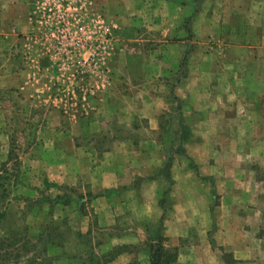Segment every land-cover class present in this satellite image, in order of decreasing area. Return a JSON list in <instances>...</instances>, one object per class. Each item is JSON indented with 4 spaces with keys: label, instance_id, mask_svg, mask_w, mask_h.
<instances>
[{
    "label": "rangeland",
    "instance_id": "1",
    "mask_svg": "<svg viewBox=\"0 0 264 264\" xmlns=\"http://www.w3.org/2000/svg\"><path fill=\"white\" fill-rule=\"evenodd\" d=\"M244 1L249 0L204 1L195 27L196 33L192 37L199 41V59L206 53L221 56L228 46L239 47L245 52L246 48L252 49V46L259 45L254 41L241 42L240 38H264L263 22L254 17L252 21L240 17L239 14L244 15L245 11H240L234 20L227 17L230 13L229 6L243 4ZM61 2L62 0H35L33 9L38 6V11L32 12L31 18L37 20L34 23L38 25V30L28 28L25 38H21L15 45L11 40L0 47V66H4L0 69L3 71L1 77L4 78L0 85V129L4 128V136L0 139V155L5 158L0 163V196L6 190V198H0V212L7 206L9 213V220L0 224V240L9 238L8 229L16 223L22 234L25 232L32 243L38 244L28 252L22 250L19 257L14 255L7 258L4 264H34L31 263L33 258L35 264H102L105 254L122 245L130 246L126 252L131 260L127 264H150L147 247L148 242L155 239L156 224L143 218L145 215L141 206L153 205L151 190L139 194L142 198L139 203L136 195L128 196L124 191L111 195L113 189L93 188V173L73 176L71 182L61 184L51 179L58 175L55 167L45 163L43 158L38 163L30 164L29 160L33 158L29 152L43 139L41 135L46 130L43 127L48 123H61L64 118V125L69 124L70 130L77 134L81 127H86L83 124L87 123L91 131L72 138L82 155L78 154L77 159H89L88 164L99 165L116 144L131 146L133 143L138 149L143 146L147 153L150 152L151 165L156 162V166H161L158 170L161 176L158 179L163 180L159 194L162 197L164 189H169L174 182L172 172L175 162L179 177L188 168H197L190 162L188 154L189 151L195 152L204 140L195 137L194 133L190 137L198 128L195 123L192 127L189 125L191 129L184 124L185 120L187 122L192 117L184 115L185 107H181V99L177 106L162 108L158 117L159 128L152 130L143 117L151 109L147 108V103L140 95L141 80H129L114 71L117 65V47L120 45L116 40L119 25H113L115 23L106 18L103 11L98 19L91 0H68L64 2L66 10L58 7ZM262 13L259 11L255 14ZM206 14L214 18L212 22L206 21ZM57 29L66 30L68 38L60 37L59 33L57 36L52 35ZM143 29L146 33L145 28ZM260 45L264 51V42ZM139 47L142 48L141 41L131 40L130 50ZM161 47L158 46L161 54L170 50L167 44L164 45V50ZM148 55L150 54L147 52L142 61H130L132 64L142 65L143 62L148 65L151 63ZM154 61L158 65H169L163 58ZM21 68L26 72L22 78L23 83L30 80L28 83L33 84L32 96L29 93L23 96L11 88L19 83L17 74ZM143 77L150 83V90L144 94L151 97V101H159L163 92V87L160 88L159 85L164 84V77ZM173 81L174 79H168L167 85ZM105 101L112 108L104 106ZM242 125L230 123L228 138L206 140L210 150L224 152V158L229 160V171L219 172L215 195L211 191L210 181H206V191L193 187L199 194L196 206L199 218L187 220L191 225L193 222L197 223L195 232H190L189 240L198 244L210 243V231L217 249L221 243L232 246L240 240L243 245L252 246L246 252L245 264H264V166L255 161L258 160L255 154L264 149V139L259 147L255 146L256 140L244 138V133L240 130ZM233 126L235 129L238 127L237 132L233 131ZM125 149L127 148L118 149L113 160L122 165L121 172L130 178L131 171L127 161L131 163L132 159L131 154L124 153ZM84 150L92 154L84 155ZM183 150L185 154L181 153ZM150 159L147 161L144 157V164L146 160L148 165ZM72 161L71 158V165H75ZM168 164L170 179L166 176ZM51 168L54 170H50ZM138 178L152 177L138 176L136 180ZM165 192L168 193V190ZM173 195L171 192L172 199ZM102 196L105 199L95 201ZM224 197H228V201ZM238 197L243 200L239 207ZM206 198L208 204L205 203ZM167 205L175 206V200ZM177 205L186 213L190 208L184 202ZM207 211L214 217L204 220L203 214ZM233 211L239 213L238 217L229 219L234 233L225 234L227 229L219 232L227 222L225 217L228 218V214L232 215ZM203 224L209 228L205 235L202 234L205 227ZM19 233L14 235L17 239L21 237ZM40 233H53L52 237L60 244L50 246L44 254L42 251L46 243H38L35 237ZM134 239L136 240L132 241ZM12 250L13 247L10 248ZM217 252L214 257L220 258L225 264H238L232 258L234 253L225 250ZM93 256H96V261L92 259ZM169 259H172L169 264H175L171 255Z\"/></svg>",
    "mask_w": 264,
    "mask_h": 264
},
{
    "label": "crops",
    "instance_id": "2",
    "mask_svg": "<svg viewBox=\"0 0 264 264\" xmlns=\"http://www.w3.org/2000/svg\"><path fill=\"white\" fill-rule=\"evenodd\" d=\"M34 1L0 0V47L5 46L7 42L10 43L11 40H13L15 45L21 38H25L28 28L35 31L38 30V25L34 23L37 20L31 18V13H37L38 11V6L33 9ZM204 1L91 0L98 19L101 18V12L103 11L104 16L115 23L113 25H119V29H116V40L120 45L117 47L115 57L117 65L114 71L117 75H123L129 80L130 78L137 81L141 80L142 93L140 95L147 103V108L151 109L143 117L147 119L146 121L150 124V128L152 130L159 128L158 117L162 108H167L170 105L177 106L178 100L181 99V107H185L184 115L188 114L192 117L187 122L185 120L184 124L192 127V124L195 123L198 128L192 132L190 137L195 134V137H200L204 140L195 152L189 151L188 154L190 155V162L194 163L197 168H188L179 177L177 176V164L175 162L172 172L174 182L168 187L169 189H164L163 195L160 197L163 180L158 179V176H161L158 170L161 166L159 167L160 164L156 166V162L153 166L151 165L150 152L147 153L143 146L138 149L133 143L131 146L129 144L126 146L116 144L113 149L107 152V156L102 160L101 164L90 165L88 164L89 159H77L79 149H77V145L72 139L75 135L90 132L89 124H83L86 127L84 129L81 127L77 134V132H73L74 130H70L69 124L64 125L62 122L64 118L61 119V123L50 122L43 127L46 129L44 130L45 134L41 135L43 139L30 150L29 154L33 160H29V163H38L43 158L45 163L55 167V171L58 172V175L51 179H55L61 184L71 182L70 180L73 176L79 177L84 173H93V188L113 189V191L111 190V195H118L124 191L128 196L136 195L139 198V203L142 202L139 194L143 191L151 190L153 205L141 206L142 213L145 215L143 218L149 219L152 221L151 223L156 224L154 227L159 226L162 221L161 230L165 237V253L174 256L175 264H225L220 258L214 257L218 250L234 253L232 256L233 260H236L238 264H245L247 260L246 252L250 251L252 246L243 245L238 240L232 246L231 244L221 243L217 249L215 239L211 236V231L209 233L210 243L198 244L192 242L191 239L189 240L190 232L192 233L193 230L195 232L194 227L197 223L193 222L191 225V223H187V220L199 218L196 209L199 194L193 187L206 191L204 186L207 184L206 181H210L211 191L215 195L217 189L216 180L220 178L219 172L229 171V160L224 158V152L218 149L210 150L206 140L210 138L219 140L228 138L229 129L231 131V127L229 128L230 123L243 124V127L240 126V130L244 133V138L256 140L257 143L254 145L257 147L260 146L261 141L264 139V51L260 45L264 42V38H240L241 42L254 41L253 43L259 44L252 46V49L246 48L245 52L240 50L239 47L228 46L227 51L221 56L206 53L199 59L197 54L199 41L198 38L192 37L196 33L195 27L202 12ZM229 8L230 13L227 17L230 20H234L240 11H245L244 15L240 13L239 16L249 18L251 21L254 18H258L259 21L264 23V14L262 13L264 12L263 0L244 1L243 4L231 5ZM259 11L262 14L256 15L255 13ZM213 19L212 16L206 14V21L212 22ZM143 28H145L146 33H144ZM16 38L18 39L16 40ZM222 39L228 40V38ZM131 40L134 42L141 41L142 48L130 50L129 44ZM165 44L170 50L161 54L162 51L159 52L158 46L161 45L164 50ZM144 52L150 54L147 57L151 60V63L148 65H144L143 62L142 65L132 64L130 59L142 61L146 56ZM14 56H16V53ZM157 58H163V61L165 63L168 62L169 65L164 63L158 65L157 61H154ZM185 58L186 64L184 65ZM182 64L184 67H182ZM2 67L4 66H0V69ZM23 70L21 68L19 74H17L19 75V83L11 86V88L23 96H27L28 93L29 96H32L33 84L28 83L31 82L30 80L23 83L22 78L26 75ZM2 73L3 71H0V85L4 79L1 77ZM14 73L16 74L17 71H14ZM144 75L164 77V84L159 85L160 88L163 87L159 101H151V97L144 94L150 90L149 80L144 78ZM168 79H174V81L167 85L166 81ZM170 98L171 100L169 101ZM153 100L155 99L153 98ZM104 106L111 107L108 101H105ZM1 116L0 110V122ZM232 129L234 132L238 131V127L235 129V126H233ZM0 132V139H2L4 128L0 129ZM119 147L127 148L124 153L131 154V163L129 160L127 161L129 171H131L130 178H127L121 172L122 165L118 163L119 167L113 160L114 153L121 149ZM84 153V155L92 154L88 150H84ZM255 155L258 159H255V161L259 165L264 166V149H260V152ZM79 156L82 155L79 154ZM144 157L147 161L148 158L150 159L148 165L146 160V164H144ZM71 158L73 159L72 164L75 165H71ZM4 159V156L0 155V163ZM54 169L51 168L50 170ZM142 170L145 172L143 173ZM147 175L152 178H138L136 180L138 176L146 178ZM228 175L227 172L226 176L228 177ZM155 176L157 178H154ZM119 186L121 188H118ZM166 190H168V193L164 194ZM171 192L174 193L175 206L167 205L173 203ZM103 199H105V196L98 197L95 201ZM224 199L228 201L229 198L224 197ZM237 201L239 203L238 207L241 206L243 202L241 197H238ZM181 202L189 204L190 208L187 213L182 212L180 206L177 205ZM205 203H209L208 198H206ZM238 214L237 211H233L232 215L228 214L229 217H225L227 222H225L223 228L219 229V232L227 229L224 232L225 234L234 233L229 219L236 218ZM213 217L209 211L203 214L204 220ZM203 227L205 229L203 228L202 234L205 235L209 228H207L206 224H203ZM238 232L243 234L240 231ZM147 256L149 259V254ZM130 260L131 256L128 252H125L118 255L111 263L127 264Z\"/></svg>",
    "mask_w": 264,
    "mask_h": 264
},
{
    "label": "trees",
    "instance_id": "3",
    "mask_svg": "<svg viewBox=\"0 0 264 264\" xmlns=\"http://www.w3.org/2000/svg\"><path fill=\"white\" fill-rule=\"evenodd\" d=\"M183 64H186V58L183 62ZM182 154H185L184 150L183 152H181ZM167 172H166V176L167 178L170 179V172L168 171L169 169V164L166 167ZM165 194H167V192H165ZM0 198L2 200H4L6 198V190L2 191V195L0 196ZM62 200V199H61ZM1 202V201H0ZM162 202H164V200H162ZM9 213H8V207L5 206L1 212H0V224H4L5 220H9L8 217ZM13 222H15L13 220ZM161 226H162V221L160 223L159 226L155 227L156 233H155V239L148 242V254H149V259H150V264H169L170 261H172V259H169V254L165 253V246H164V241H165V237L162 234V230H161ZM19 230H21V228H19V226L16 223L12 224V227L10 229H8V233H9V238H3V240H0V264H4L6 263V259L9 257H13L14 255L18 256L20 255V253L22 252V250L25 252H28L32 249H35V246H37L38 244H34L32 243L31 238H29V236H27V234L24 232V234H22ZM17 232L19 234H21L20 239H17L14 235L17 234ZM52 235H54L53 233H49L48 235H46L45 233H40L38 235H36V239L37 242H41L44 241L46 243L44 250L42 251L44 254H46V252L48 251V249L53 246H57L60 244V242H56V240L52 237ZM48 236V237H45ZM12 240V241H10ZM9 241V242H7ZM13 242V243H12ZM17 245V246H16ZM13 247V250L10 251V248ZM130 246H118L113 248L112 250H110L107 254H105L103 256L104 261L102 262V264H108L109 262L113 261L118 255H120L123 252L128 251V248ZM19 257V256H18ZM36 257V255H35ZM174 258V256H171ZM93 260L96 261V256H93L92 258ZM175 262V259H173V263ZM31 263H36L35 259H32ZM40 264V263H39Z\"/></svg>",
    "mask_w": 264,
    "mask_h": 264
},
{
    "label": "built area",
    "instance_id": "4",
    "mask_svg": "<svg viewBox=\"0 0 264 264\" xmlns=\"http://www.w3.org/2000/svg\"><path fill=\"white\" fill-rule=\"evenodd\" d=\"M66 1H68V0H62V2L58 5V7H63L62 9L66 10L67 8L65 7V4H64V2H66ZM50 9H52V8L50 7ZM57 33H59V36L62 38H68V36H67L68 32H66V30H64V29H57V30L52 32V35L57 36L56 35Z\"/></svg>",
    "mask_w": 264,
    "mask_h": 264
}]
</instances>
